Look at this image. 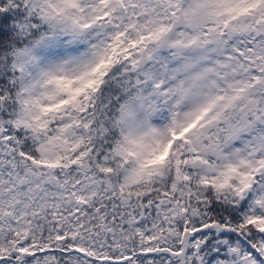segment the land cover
<instances>
[{"label":"snow or ice","instance_id":"1","mask_svg":"<svg viewBox=\"0 0 264 264\" xmlns=\"http://www.w3.org/2000/svg\"><path fill=\"white\" fill-rule=\"evenodd\" d=\"M0 264H264V0H0Z\"/></svg>","mask_w":264,"mask_h":264}]
</instances>
